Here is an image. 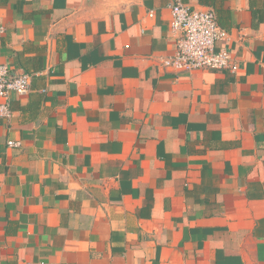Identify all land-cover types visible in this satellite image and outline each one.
Listing matches in <instances>:
<instances>
[{"label": "crops", "instance_id": "1", "mask_svg": "<svg viewBox=\"0 0 264 264\" xmlns=\"http://www.w3.org/2000/svg\"><path fill=\"white\" fill-rule=\"evenodd\" d=\"M177 1L234 68L162 65ZM0 64V264H264V0H0Z\"/></svg>", "mask_w": 264, "mask_h": 264}, {"label": "built area", "instance_id": "2", "mask_svg": "<svg viewBox=\"0 0 264 264\" xmlns=\"http://www.w3.org/2000/svg\"><path fill=\"white\" fill-rule=\"evenodd\" d=\"M172 29L179 33L176 51L162 60L165 68L177 72L196 69L220 70L234 68L232 56L226 49L216 50L218 39H224L227 31L211 9H196L180 1L172 7ZM150 16L154 11L149 12ZM1 29H3L1 27ZM27 73L11 74L6 65L0 64V117H10V94H26L30 90L31 79ZM10 145H17L13 141Z\"/></svg>", "mask_w": 264, "mask_h": 264}]
</instances>
